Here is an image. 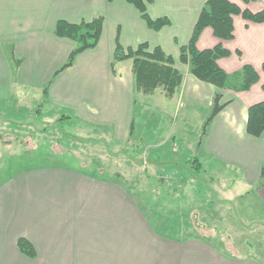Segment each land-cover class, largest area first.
Instances as JSON below:
<instances>
[{
    "label": "crops",
    "instance_id": "0c3cea01",
    "mask_svg": "<svg viewBox=\"0 0 264 264\" xmlns=\"http://www.w3.org/2000/svg\"><path fill=\"white\" fill-rule=\"evenodd\" d=\"M207 1L153 0L147 5L150 18L170 21L156 32L126 0H0V121L9 124L10 116L23 121L21 116L29 111L21 113L24 108L19 105L21 114H14L9 101L22 100L14 98L15 89L33 88L40 91L44 104L57 111L58 120L70 116L79 123L80 135L100 131L110 138L109 144L127 143L133 123L136 132L139 94L143 116L151 107L148 98L155 99L162 115L174 113L167 132L171 130L169 139L176 140L179 117L185 130L191 121L199 120L202 134L214 96L221 93L227 106L201 135L197 147L206 158L238 170L249 186L258 185L264 166V134L251 137L246 126L248 109L264 101V24L237 16L233 40H218L210 28L201 34L199 51L222 43L231 52L218 61L227 74L250 65L259 75V82L248 92L219 91L196 79L180 61V49L189 44ZM228 1L253 13L264 10V0ZM98 16L104 19L98 46L79 55L72 67L55 77L76 47L72 40L55 35L57 23L79 24ZM117 41L125 49L141 44H148L150 50L159 47L173 57L184 77L179 93L171 99L161 90L156 91L158 96L137 94L133 60L114 63ZM12 52L20 63L17 69ZM49 83L45 100L43 91ZM12 143L0 141V155L13 150ZM186 157L183 161H190ZM88 164L95 166L93 161ZM257 191L264 202V186ZM140 193L133 194L120 178L59 165L0 178V264H264V256L253 259L225 253L207 240L209 234L175 238L173 230L167 233L164 226H157V204L147 193ZM20 239L33 246L35 258L21 253Z\"/></svg>",
    "mask_w": 264,
    "mask_h": 264
},
{
    "label": "rangeland",
    "instance_id": "374dc122",
    "mask_svg": "<svg viewBox=\"0 0 264 264\" xmlns=\"http://www.w3.org/2000/svg\"><path fill=\"white\" fill-rule=\"evenodd\" d=\"M138 95L133 138L136 141H133L139 148L125 143L109 144L110 138L100 131L82 136L77 127L79 123L70 120L59 124L57 111L44 104L40 91L29 88L17 92L15 89L14 98L22 100L9 101V107L14 114L29 113L21 116L23 121H17L15 116L9 117L13 120L9 124L0 121L1 144L13 142V150L0 155L3 157L0 178L45 165L120 177L128 183L133 194L149 195L157 204V226H164L163 231L167 233L173 230L175 238L214 234L215 237L208 235L207 240L227 254L263 258L264 202L258 196L257 185L249 186L238 170L202 155V149L197 147L202 135L199 120L191 121L185 130L184 119L179 117L176 140L169 139L171 130L167 132V129H171L174 113L170 117L162 115L155 99L148 98L151 107L143 116L139 107L143 100ZM19 105L25 111L19 113ZM187 151H190L186 155L190 160L198 156L203 164L198 180L190 174L191 163L183 161ZM92 161L95 166L88 164ZM198 224L205 228L200 229Z\"/></svg>",
    "mask_w": 264,
    "mask_h": 264
},
{
    "label": "trees",
    "instance_id": "16d2710c",
    "mask_svg": "<svg viewBox=\"0 0 264 264\" xmlns=\"http://www.w3.org/2000/svg\"><path fill=\"white\" fill-rule=\"evenodd\" d=\"M113 2L114 0H108ZM133 5L141 14L142 19L153 31H160L170 25L166 18L152 20L148 14L147 5L153 0H126ZM247 1L248 0H244ZM256 2L258 0H251ZM240 16L245 21L264 24V10L253 13L250 10H242L238 5L228 0H208L203 6L195 25L191 40L187 46L180 49V61L189 67V72L199 81L212 85L219 91L229 90L235 93L248 92L254 85L259 82V75L250 65H245L240 71L229 75L218 66L220 59L228 58L231 52L223 47L222 43L213 49L199 51L197 42L205 29L210 28L214 36L220 41H231L234 39V17ZM104 19L98 16L91 21H83L79 24H69L65 21H59L56 26L55 35L58 38L72 40L76 47L71 52L67 62L56 72L55 77L72 67L76 58L86 51L95 49L101 39ZM240 55V52L237 53ZM12 60L15 69L18 68L19 62L15 60L12 52ZM133 60V74L135 77L136 92L150 96L161 90L167 98H174L180 91L184 77L175 68L173 57L166 55L159 47L150 50L148 44H141L136 49H125L119 41L116 43L114 53V63ZM264 72V63L262 65ZM52 82V81H51ZM51 83L44 88V99L48 98V89ZM264 90V85H263ZM227 103H223V95L216 93L213 99V106L209 117L202 127V135L207 133L211 122L224 110ZM40 112V111H39ZM70 116H62L58 121L63 124L70 121ZM134 123L132 124L130 137L127 143L134 145ZM246 132L249 136L259 138L264 134V101L252 105L248 109V120ZM136 141V140H135ZM202 143V138L200 144ZM135 147V148H136ZM143 151L140 153L142 155ZM191 163L189 168L190 174L195 180H198L199 173L202 171V165L198 157L188 161ZM173 164H177L174 162ZM104 176V175H103ZM120 178V177H115ZM128 184V183H127ZM264 186V166L262 168L261 180L257 187ZM131 187L129 186V189ZM18 248L23 255L28 258H35L36 252L33 246L25 239H20Z\"/></svg>",
    "mask_w": 264,
    "mask_h": 264
}]
</instances>
